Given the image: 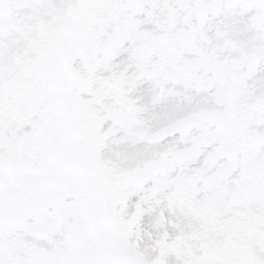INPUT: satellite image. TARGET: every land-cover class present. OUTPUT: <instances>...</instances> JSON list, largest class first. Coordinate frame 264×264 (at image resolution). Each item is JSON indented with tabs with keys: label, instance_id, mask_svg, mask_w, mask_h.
<instances>
[{
	"label": "snow or ice",
	"instance_id": "obj_1",
	"mask_svg": "<svg viewBox=\"0 0 264 264\" xmlns=\"http://www.w3.org/2000/svg\"><path fill=\"white\" fill-rule=\"evenodd\" d=\"M0 264H264V0H0Z\"/></svg>",
	"mask_w": 264,
	"mask_h": 264
}]
</instances>
